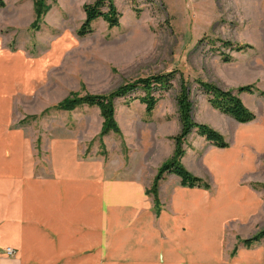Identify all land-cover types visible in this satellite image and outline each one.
I'll list each match as a JSON object with an SVG mask.
<instances>
[{"label": "crops", "instance_id": "crops-1", "mask_svg": "<svg viewBox=\"0 0 264 264\" xmlns=\"http://www.w3.org/2000/svg\"><path fill=\"white\" fill-rule=\"evenodd\" d=\"M6 8L0 9V264H225L232 255L226 253L224 235L249 238L264 228L259 86L240 93L256 114L251 122L237 121L207 98L193 105V119L221 132L229 145L218 147L194 129L182 162L211 188L183 186L177 174L167 173L159 185L158 211L147 195L153 180L147 185L151 179L134 171L129 177L138 178H106L100 161L91 168L74 160L70 149L53 148L46 172L36 173L35 149L13 124L18 99L33 88L48 59L40 64L47 56L11 47L14 35L8 34L17 20L2 18ZM174 123L176 134L182 125L179 118ZM170 141L173 150L172 144L158 147L152 179L174 153ZM253 247L240 244L230 264H264V238Z\"/></svg>", "mask_w": 264, "mask_h": 264}, {"label": "rangeland", "instance_id": "rangeland-1", "mask_svg": "<svg viewBox=\"0 0 264 264\" xmlns=\"http://www.w3.org/2000/svg\"><path fill=\"white\" fill-rule=\"evenodd\" d=\"M5 1L2 18L17 20L16 28L8 34L14 35L11 47L47 56L40 64L48 59L33 88L18 99L13 124L22 128L25 142L35 149L36 173L48 169L49 151L66 148L74 160L89 163L91 168L100 161L106 178H138L129 177L134 171L144 180L151 179L148 185L159 163L158 147L166 148L180 133L175 134L174 122L179 118L181 73L195 106L207 98L197 78L214 81L224 89L259 86L264 101V0H115L122 13L120 25L110 28L98 19L92 24L93 32L85 37L77 33L85 19L83 5L95 0H48L51 9L39 31L30 28L34 0ZM219 39L253 47L238 52ZM221 52L232 60L224 61ZM172 70L178 71L173 87L162 93L152 112L134 98L144 94L142 89L115 99L120 133L100 136L103 117L97 106L56 108L72 93L107 94L126 82ZM173 146L169 148L173 150ZM244 239L233 235L230 240L224 235L231 260L238 255L240 244L246 246ZM229 260L225 264H230Z\"/></svg>", "mask_w": 264, "mask_h": 264}, {"label": "trees", "instance_id": "trees-1", "mask_svg": "<svg viewBox=\"0 0 264 264\" xmlns=\"http://www.w3.org/2000/svg\"><path fill=\"white\" fill-rule=\"evenodd\" d=\"M34 12L35 19L31 23L30 28L39 31L41 29V23L45 16L51 9V4L48 0H34ZM6 7V1L0 0V9ZM85 12V19L79 27L77 33L80 37H85L93 32L92 24L98 19H103L107 22L110 28H115L120 25L122 13L119 11L115 0H95L90 3L83 5ZM224 46L229 47L232 50L241 52L253 46L250 44H239L234 43L231 40H223ZM223 60L230 62L232 56L221 52ZM178 73L177 70H172L167 73H157L154 75L137 78L133 81L126 82L120 85L115 90L107 94H91L79 95L72 93L66 98L61 100L56 108L62 110H74L81 105L97 106L103 117L102 129L100 136L109 134L110 132L120 133L121 128L116 119L115 112V99L119 97H125L130 93L136 92L138 89H142L144 94L135 96L134 98L139 99L146 105L148 112H152L163 92L170 90L173 87V79ZM197 83L203 89L208 102L216 109L221 112L234 117L241 123L251 122L256 119V114L249 109L242 98L240 97L241 92L255 91L253 84L240 85L237 88L224 89L217 83L205 80L202 78L196 79ZM159 93V95H156ZM263 93V92H262ZM179 119L181 122V131L179 134L173 137L175 141V150L170 158L164 161L158 168L157 174L153 180L152 186L147 190L154 197L155 206L158 209L159 206V185L161 180L167 173H175L181 178V185L187 187H204L207 189L211 188L209 182L203 178L193 174L189 171L182 162L183 155L185 153V147L187 136L194 130L204 136L208 141L215 144L218 147L224 148L229 144L226 141L224 135L211 127L206 123L196 122L192 117L193 101L190 97L189 84L184 78V74L181 73V84L180 91L177 95ZM264 186V185H263ZM264 238V228L258 231L255 235L246 238L243 243L246 246ZM235 251V250H234Z\"/></svg>", "mask_w": 264, "mask_h": 264}, {"label": "built area", "instance_id": "built-area-1", "mask_svg": "<svg viewBox=\"0 0 264 264\" xmlns=\"http://www.w3.org/2000/svg\"><path fill=\"white\" fill-rule=\"evenodd\" d=\"M7 252L10 253V254H13L14 253V249L11 248V247H9L8 250H7Z\"/></svg>", "mask_w": 264, "mask_h": 264}]
</instances>
